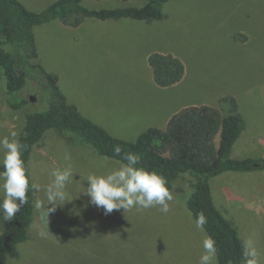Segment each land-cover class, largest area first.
Returning <instances> with one entry per match:
<instances>
[{"label":"rangeland","instance_id":"obj_1","mask_svg":"<svg viewBox=\"0 0 264 264\" xmlns=\"http://www.w3.org/2000/svg\"><path fill=\"white\" fill-rule=\"evenodd\" d=\"M19 1L37 16L38 59L33 63L57 76L68 101L113 136L135 142L149 128L165 130L167 120L188 106L208 105L229 116L234 99L248 126L234 157H264V0H169L160 21L87 18L78 28L60 20L39 24L59 0ZM147 3L82 0L92 10ZM154 52L182 60L186 74L179 84L156 85L148 63ZM6 82L0 74V138L15 131L18 139L26 114L48 110V92L29 83L22 98L15 97L29 104L14 110ZM66 152L69 161L64 160ZM69 165L73 180L66 193L73 200L50 212L46 222L45 190L54 180L52 172ZM120 166L77 135L50 130L30 164L38 186L35 206L38 201L42 206L35 209L20 257L8 264H199L208 236L173 195L166 214L154 206L105 215L89 203L83 194L87 176L106 175ZM188 180L180 182L186 191ZM211 185L218 208L238 228L244 243L251 241L257 264H264V172H228L213 178ZM213 264H218L216 255Z\"/></svg>","mask_w":264,"mask_h":264},{"label":"trees","instance_id":"obj_2","mask_svg":"<svg viewBox=\"0 0 264 264\" xmlns=\"http://www.w3.org/2000/svg\"><path fill=\"white\" fill-rule=\"evenodd\" d=\"M122 1L128 3L131 0ZM168 1L148 0L140 8L92 10L86 8L82 0H59L42 15L39 24L60 20L78 28L87 18L150 23L165 19L164 8ZM36 18L19 0H0V74L7 81L10 107L21 110L29 104L28 99L18 101L15 97L18 94L21 97L31 82L48 92V110L26 114L27 124L18 138L23 146L22 158L30 184H33L30 174L33 153L50 130L75 134L98 155L121 165L126 163L122 159L125 153L138 154L137 166L163 176L171 194L185 204L195 222L200 213L206 217L203 230L215 241L218 264H245V243L235 224L216 205L211 185L213 178L228 172H264V157H234L235 148L248 127L246 119L237 112L236 100L230 101L232 113L229 116L208 105L188 106L170 118L165 130L149 128L135 142L115 137L68 101L57 76L33 63L38 59ZM148 63L154 82L161 88L173 87L185 77L184 63L172 54L151 53ZM117 146L121 149L119 155L115 152ZM185 178H189L188 191L180 185ZM35 209V189L30 187L27 203L11 221H4L0 212V264H8V260L20 257L19 248L29 238Z\"/></svg>","mask_w":264,"mask_h":264},{"label":"clouds","instance_id":"obj_3","mask_svg":"<svg viewBox=\"0 0 264 264\" xmlns=\"http://www.w3.org/2000/svg\"><path fill=\"white\" fill-rule=\"evenodd\" d=\"M17 132L13 131L9 136L0 138V150L3 151L0 160V191L3 198L0 200V212L4 221H11L20 208L27 203V193L30 187L38 190V186L30 184V176L27 172L25 161L22 158V148L17 139ZM117 155L121 149L115 148ZM71 159L70 153L64 154V160ZM126 163L112 170L106 175L89 174L86 178L88 186L83 193L89 197V203L102 208L104 214H110L114 210L123 209L124 212L136 209H148L160 206V211L168 213L170 210L169 201L173 196L167 186L166 179L155 171H148L144 167L137 166L140 157L135 153H125L123 158ZM53 182L46 188V205L44 209L47 217L50 212H55L57 207H62L72 200H68L66 188L73 180L71 165L52 172ZM47 205H51L50 208ZM42 205L38 201L37 208ZM78 214V213H77ZM207 222L203 213L197 215L196 227L203 229ZM203 254L199 258V264H213L216 255L215 241L211 237H205L202 242ZM245 264H257L256 253L251 241L244 245Z\"/></svg>","mask_w":264,"mask_h":264},{"label":"crops","instance_id":"obj_4","mask_svg":"<svg viewBox=\"0 0 264 264\" xmlns=\"http://www.w3.org/2000/svg\"><path fill=\"white\" fill-rule=\"evenodd\" d=\"M148 57H149V56H148ZM175 114H176V113H175ZM172 116H173V115H172ZM172 116H171V117H172ZM171 117H170V118H171ZM170 118H169V120H170ZM169 120H167V123H168Z\"/></svg>","mask_w":264,"mask_h":264},{"label":"water","instance_id":"obj_5","mask_svg":"<svg viewBox=\"0 0 264 264\" xmlns=\"http://www.w3.org/2000/svg\"><path fill=\"white\" fill-rule=\"evenodd\" d=\"M32 100H34V99H32Z\"/></svg>","mask_w":264,"mask_h":264}]
</instances>
